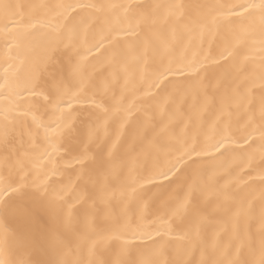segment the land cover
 I'll list each match as a JSON object with an SVG mask.
<instances>
[{"label":"snow or ice","instance_id":"1","mask_svg":"<svg viewBox=\"0 0 264 264\" xmlns=\"http://www.w3.org/2000/svg\"><path fill=\"white\" fill-rule=\"evenodd\" d=\"M0 46V264H264V0H0Z\"/></svg>","mask_w":264,"mask_h":264},{"label":"bare ground","instance_id":"2","mask_svg":"<svg viewBox=\"0 0 264 264\" xmlns=\"http://www.w3.org/2000/svg\"><path fill=\"white\" fill-rule=\"evenodd\" d=\"M11 2L14 3H21V2H39V0H11ZM31 43V41L29 42V44ZM0 51H2V46H0ZM30 55L27 52H21V59L24 60L23 64L19 63V60L16 61V68H18V70L20 72H25L27 71L28 67H29V62H30ZM0 65H3L2 67H0V73L3 72V67H7V64H4V57L2 55H0ZM22 253H18V255H20Z\"/></svg>","mask_w":264,"mask_h":264}]
</instances>
